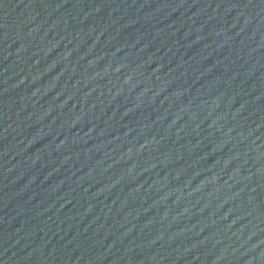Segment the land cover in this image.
Returning <instances> with one entry per match:
<instances>
[{
  "label": "water",
  "instance_id": "obj_1",
  "mask_svg": "<svg viewBox=\"0 0 264 264\" xmlns=\"http://www.w3.org/2000/svg\"><path fill=\"white\" fill-rule=\"evenodd\" d=\"M0 264H264V0H0Z\"/></svg>",
  "mask_w": 264,
  "mask_h": 264
}]
</instances>
